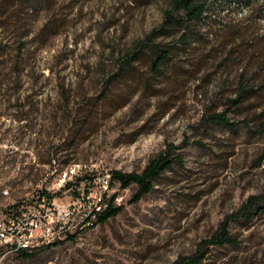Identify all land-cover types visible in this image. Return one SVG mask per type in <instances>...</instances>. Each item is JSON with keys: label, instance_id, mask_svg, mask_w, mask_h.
Masks as SVG:
<instances>
[{"label": "rangeland", "instance_id": "obj_1", "mask_svg": "<svg viewBox=\"0 0 264 264\" xmlns=\"http://www.w3.org/2000/svg\"><path fill=\"white\" fill-rule=\"evenodd\" d=\"M173 1L0 0V217L23 209L32 243L56 220L49 195L66 205L115 170L173 160L138 201L116 184L107 222L29 258L0 246V264H175L227 217L237 242L201 264H264V214L237 218L264 195V2L208 0L182 26ZM151 41L172 49L160 71Z\"/></svg>", "mask_w": 264, "mask_h": 264}, {"label": "trees", "instance_id": "obj_2", "mask_svg": "<svg viewBox=\"0 0 264 264\" xmlns=\"http://www.w3.org/2000/svg\"><path fill=\"white\" fill-rule=\"evenodd\" d=\"M207 2L208 0H204L201 2L199 0H174L173 9L183 11L185 17H175L173 16L174 13L169 11L166 14V18H170L169 20L173 25L186 24V21H198L202 19L204 13L206 12ZM151 43L152 47L154 48L152 68L154 71H160L162 66L171 58L172 49L166 48L162 44H154L152 41ZM247 93L248 89L243 87L240 90L236 102L238 104H241L245 99ZM210 119L215 123H230L227 113H214L210 116ZM172 163L173 160L164 151L154 157L142 172H123L121 170H115L112 172L111 187H114L116 184H118V186L125 189L130 187L132 184H136L138 186V191L135 193L133 198L135 201H138L144 195L150 193L153 190L155 180L166 168L170 167ZM67 184L70 185L71 183L68 182ZM116 196L117 193L112 196L110 204L105 209V211L98 216V219L95 222L96 225L99 223L107 222L111 217L116 216L121 212L122 206H118L116 204ZM53 198L54 197L49 195V199ZM17 206L18 205H14L13 207ZM260 214H264V195H252L237 213V218L252 220ZM231 220V217H227L225 221L221 223L220 228L217 230V232L211 238L205 239L200 244V247L196 254L188 258L178 259L177 261H175V264H201L204 262L210 247L225 244H235L237 242V239L229 229ZM68 238H75V235H69ZM61 242L63 241L55 242L47 246L57 245ZM19 253L26 258L34 255L32 251H28L25 249L19 250Z\"/></svg>", "mask_w": 264, "mask_h": 264}, {"label": "built area", "instance_id": "obj_3", "mask_svg": "<svg viewBox=\"0 0 264 264\" xmlns=\"http://www.w3.org/2000/svg\"><path fill=\"white\" fill-rule=\"evenodd\" d=\"M80 168L81 164L78 163L69 166L68 172L65 174V180L62 181L68 183V180H72L74 177L78 176L81 170ZM111 178L112 174L109 173L108 178L105 179L100 186L95 188L85 187L83 185L82 190L77 192V198L69 201L66 205H57L54 198H48V203H50V205L58 211L56 220L53 219L55 222L52 226L50 225L48 227L46 232L36 235L32 243L30 240L33 238V233L28 234L29 231H25L24 229L27 228V226L22 227L21 225L22 223H25L23 209H20V207H10L6 215L0 217V246H10L13 250L19 251L25 249V247L29 244H35V240L37 239H45L46 237H51L52 235L62 236L65 232H76V227L73 229H66V227H64V220L72 219L73 210H83V213L87 212L88 206H95V198H102V206L109 205L111 198H108V195L106 194V186L111 185ZM118 198L119 196L117 195L115 202H117ZM41 201L42 199L40 202ZM41 221L42 219L39 222ZM49 222L51 223V221ZM18 225L20 226L18 227Z\"/></svg>", "mask_w": 264, "mask_h": 264}, {"label": "bare ground", "instance_id": "obj_4", "mask_svg": "<svg viewBox=\"0 0 264 264\" xmlns=\"http://www.w3.org/2000/svg\"><path fill=\"white\" fill-rule=\"evenodd\" d=\"M68 168L64 170L62 174V180H65V174H67ZM115 190L114 187L111 185L106 186V194L108 198H112L114 195L111 193ZM95 206H102V198H95ZM95 206H88L87 212L83 213V210H73L72 211V219L64 220V227L66 229H73L76 227V231L84 229L86 226H92L98 219V216L105 211V209L109 206H102V207H95ZM74 234V232H65L62 236L59 235H52L51 237H46L45 239H37L35 240V244H29L25 247V250L32 251L35 248H38L43 245H49L55 242L63 241L69 235ZM77 234V233H76Z\"/></svg>", "mask_w": 264, "mask_h": 264}]
</instances>
